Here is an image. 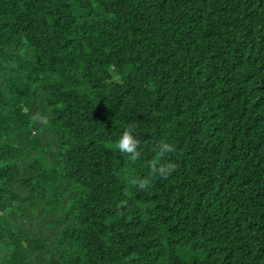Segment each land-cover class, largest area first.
Instances as JSON below:
<instances>
[{
  "label": "trees",
  "instance_id": "1",
  "mask_svg": "<svg viewBox=\"0 0 264 264\" xmlns=\"http://www.w3.org/2000/svg\"><path fill=\"white\" fill-rule=\"evenodd\" d=\"M0 264H264V0H0Z\"/></svg>",
  "mask_w": 264,
  "mask_h": 264
},
{
  "label": "clouds",
  "instance_id": "2",
  "mask_svg": "<svg viewBox=\"0 0 264 264\" xmlns=\"http://www.w3.org/2000/svg\"><path fill=\"white\" fill-rule=\"evenodd\" d=\"M140 141L132 135V128H126L122 133L118 143L117 148L122 153L129 155V158L133 161L138 159L141 153L137 150ZM172 151V146L169 144H162L160 150L157 154V158L150 162L149 168L151 173H158L160 176L167 178V176L174 170L175 164L171 162H162L165 154ZM132 183L138 184L141 190L145 189L149 181L147 179L143 180H133Z\"/></svg>",
  "mask_w": 264,
  "mask_h": 264
}]
</instances>
